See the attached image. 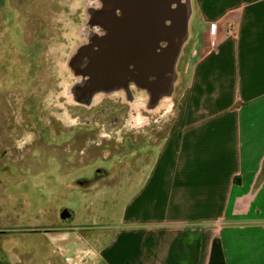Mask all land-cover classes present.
Listing matches in <instances>:
<instances>
[{
    "label": "crops",
    "instance_id": "1",
    "mask_svg": "<svg viewBox=\"0 0 264 264\" xmlns=\"http://www.w3.org/2000/svg\"><path fill=\"white\" fill-rule=\"evenodd\" d=\"M193 3L165 134L87 188L128 202L108 222L98 206L63 234L25 231L45 245L16 244L11 264H209L215 239L226 264H264V0Z\"/></svg>",
    "mask_w": 264,
    "mask_h": 264
},
{
    "label": "rangeland",
    "instance_id": "2",
    "mask_svg": "<svg viewBox=\"0 0 264 264\" xmlns=\"http://www.w3.org/2000/svg\"><path fill=\"white\" fill-rule=\"evenodd\" d=\"M83 24L82 0H0V233L22 249L45 245L41 234L22 233L63 226L64 208L76 215L73 227L98 206L102 219L113 218L129 194L117 197L103 182L90 191L79 182L115 171L127 157L134 165L131 151H151L150 141L163 137L176 111L177 95L157 112H140L142 122L119 147L92 144L94 138L73 143L79 114L70 111L76 102L67 96L73 79L66 63Z\"/></svg>",
    "mask_w": 264,
    "mask_h": 264
},
{
    "label": "water",
    "instance_id": "3",
    "mask_svg": "<svg viewBox=\"0 0 264 264\" xmlns=\"http://www.w3.org/2000/svg\"><path fill=\"white\" fill-rule=\"evenodd\" d=\"M82 6L80 41L66 63L73 79L67 96L87 106L100 97H121L139 114L169 104L177 95L180 63L191 40L193 0H82ZM101 29L108 41L102 54ZM120 34L123 56L115 45ZM66 212L63 217L70 218L73 212Z\"/></svg>",
    "mask_w": 264,
    "mask_h": 264
},
{
    "label": "flooded vegetation",
    "instance_id": "4",
    "mask_svg": "<svg viewBox=\"0 0 264 264\" xmlns=\"http://www.w3.org/2000/svg\"><path fill=\"white\" fill-rule=\"evenodd\" d=\"M118 16L122 17L123 12L118 11ZM119 29V28H118ZM100 34H102L103 41L100 42V52L101 54L104 52V49H107L105 41L106 34L104 30H100ZM123 35H117V40L115 41L116 51L118 54L123 56V44H122ZM109 47V46H108ZM117 78L120 76L117 74ZM114 95H120V93H116ZM71 106V105H70ZM75 108L71 109L74 115H77V121L72 124V128L76 131L73 132L74 136L72 137V141L74 142H81L86 141L89 139H93L92 144H97L100 146L104 143V141H110L114 144H117L118 147L121 144L122 135H128L129 133L133 135L135 131L136 125L142 122L143 119L139 118L138 112L132 109L133 107L125 102L121 97L113 98L110 95L104 96L96 99L91 105H81L76 104ZM130 117L126 120V117ZM138 118V119H136ZM72 132V131H70ZM99 139L101 141H99ZM125 139V138H124ZM78 142V143H79ZM123 144V142H122ZM10 148L5 151V155L10 152ZM83 151V150H82ZM130 164L125 159L121 166L116 170L122 171L123 169H128ZM99 175L93 181L83 180L79 182L80 186L85 188L93 187L98 185L101 181L105 180L106 177L110 175L107 171H100L98 172ZM66 211L73 212L71 209L64 208L60 212L59 221L60 224L63 226H54L55 228H49V232L53 235H60L63 234L66 230V227L69 226V223L72 222L75 218L74 212L70 218L63 217L67 214ZM33 233H37V231L32 230ZM39 232V231H38ZM2 236H0V264H11L13 259L16 258V255L10 254L13 246L11 244V236L9 237L10 233L1 232ZM12 235V234H11ZM44 247H47L44 246ZM10 249V250H9ZM13 258V259H12ZM67 260H62L60 264H67Z\"/></svg>",
    "mask_w": 264,
    "mask_h": 264
},
{
    "label": "trees",
    "instance_id": "5",
    "mask_svg": "<svg viewBox=\"0 0 264 264\" xmlns=\"http://www.w3.org/2000/svg\"><path fill=\"white\" fill-rule=\"evenodd\" d=\"M209 264H226L224 250L220 239H215Z\"/></svg>",
    "mask_w": 264,
    "mask_h": 264
},
{
    "label": "built area",
    "instance_id": "6",
    "mask_svg": "<svg viewBox=\"0 0 264 264\" xmlns=\"http://www.w3.org/2000/svg\"><path fill=\"white\" fill-rule=\"evenodd\" d=\"M215 28H216V25H213V26H212V30H215Z\"/></svg>",
    "mask_w": 264,
    "mask_h": 264
}]
</instances>
